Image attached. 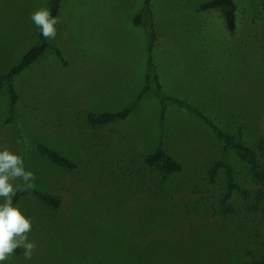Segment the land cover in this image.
<instances>
[{
    "label": "rangeland",
    "instance_id": "obj_1",
    "mask_svg": "<svg viewBox=\"0 0 264 264\" xmlns=\"http://www.w3.org/2000/svg\"><path fill=\"white\" fill-rule=\"evenodd\" d=\"M234 1L240 22L237 37L256 30L264 39V28L251 25L262 0ZM47 2L0 0V74L7 73L36 42L40 29L30 15L46 8ZM153 2L160 4L152 0V6ZM189 2L169 0L170 8L177 10L176 19L193 32L185 35L189 41L185 46L171 49L172 60L161 65L163 89L169 96L193 104L232 133L238 124L229 112L248 106L257 115L260 108L264 110V75L257 78L251 52L248 55L241 45L237 59V38L228 37L220 14L207 12L196 22L183 21V13L190 17V11L201 4ZM142 3L65 0L51 44L61 50L68 66L49 50L16 80L19 113L29 141L60 152L78 168L63 170L33 151L28 153L26 165L34 173L33 186L59 196L62 206L52 210L32 194H25L18 207L32 222L28 237L36 248L31 260L24 258L21 248L20 255H11L3 264H242L264 257V183L256 182L230 153L236 180L249 190L250 198L233 193L225 199V172L220 170L213 182L208 175L223 154L222 144L199 118L170 102L161 127L157 98V103H146V109L140 107L130 119L105 127L91 126L87 120L91 107L77 95L75 84L93 71L77 48L84 41L82 32L93 16L106 15V11L113 26L144 35L147 42L143 28L133 24ZM256 53L264 57V50ZM146 55L145 48L139 53L143 60L132 62H144ZM261 65L264 73V61ZM133 68L127 66L126 74L138 76L144 69ZM237 68L246 72V79ZM81 84L86 88L85 81ZM236 88L242 89L241 99L250 94L253 103L256 98L258 102L235 107L236 101L230 97ZM224 92L230 100L225 112ZM8 104L7 92L2 90L0 150L7 147L21 157L25 144L17 125L3 123ZM253 113H242L239 118L254 119L249 120L246 141L256 147L257 139L264 136V114L255 118ZM161 136L166 151L183 165L181 173L164 175L145 164ZM261 162L264 164L263 155ZM21 182L14 183L20 187Z\"/></svg>",
    "mask_w": 264,
    "mask_h": 264
},
{
    "label": "trees",
    "instance_id": "obj_2",
    "mask_svg": "<svg viewBox=\"0 0 264 264\" xmlns=\"http://www.w3.org/2000/svg\"><path fill=\"white\" fill-rule=\"evenodd\" d=\"M64 2L65 0H48L46 8L52 16L59 17ZM261 5V9L256 13V15L252 17L251 20V25L254 28H264V0H262ZM196 11L197 15L192 17L193 22H196L200 16L207 12L220 14L223 28L229 35L228 37L237 38V59H239L238 52L240 50L239 45H241L245 50L248 51V55L251 52L250 60L256 63V70L254 74L257 75V78L264 75L263 71H261V63L264 61V57L258 56L256 53L259 50H264L262 48V45H264V39H260L261 37L256 35V30H251L245 35V37H237L239 35L240 22L238 19V6L234 0H207L201 3ZM133 24L137 27H142L147 37L148 74L146 84L137 99L122 111L100 113L90 112L87 116L89 124L94 127H105L112 123L126 120L136 108L138 103L142 100L144 95L152 89L154 90L161 104V127L164 126L167 116V108L170 102L186 109V111L191 115L199 118L221 141L223 149L221 158L208 171L211 182L215 180L218 172L223 170L227 180L225 199H229L233 193L239 194L244 199H249L250 192L244 185L236 180L234 169L228 157L230 153L235 154L245 166L248 174L256 182L264 183V164L261 162V155L264 157V136L257 139L258 145L256 147L249 145L246 141L247 132L250 131V127L248 125L250 123L249 120L254 121V119H246L243 121L241 120L242 117L239 118L242 113L245 114L253 112L251 109H249V106L245 109H240V111L237 110V113L234 111L229 112L228 115H230L232 118H235V121L237 120L236 124H238L234 132L229 133L223 130L219 122H215L213 119L208 117L205 112L193 104L189 103L188 101H181L178 98L168 96L164 92L160 77L157 72V67L154 63L153 54L154 49L159 42V33L155 23L152 0H143L140 11L134 17ZM248 37L252 38L250 42ZM192 42L196 43L195 39H192ZM49 50H54L58 58H60L62 64L68 66V62L64 59L61 50L57 48L53 49L51 39H46L41 34V31H39L36 42L21 57V59L7 73L0 74V92L2 90H6L9 99L8 109L3 123L4 125L15 124L19 129L20 137L25 144V152L21 155V159L24 162L26 171H28L26 165L28 153L32 151L38 154L40 157L48 160L57 168L67 171H74L78 168V165L75 161L62 155L60 152L50 148L45 144L33 143L29 141L24 122L19 113L20 94L16 86V80L28 72L30 68L33 67L37 62H39ZM255 56L259 62L255 59ZM237 71H239L240 76L243 79H246V72H240L239 68H237ZM241 91L242 89L236 88L235 93L234 91L231 93L232 96L230 99L236 101L233 103L235 107L247 102L252 104L258 102L259 98H256L253 103V96H250V94H248L244 99H241ZM228 92H224L226 93V99L225 97L222 98L224 103V112L225 110H228V101L230 102V100H228ZM259 114H264V110L262 108L259 109L258 115L254 114L255 118L259 117ZM255 126L256 125H252V128ZM145 164L151 168H158L164 175L178 174L184 169L183 165L175 160L164 148L163 136H161L160 143L158 144L155 151L145 157ZM25 194H32L45 207L52 210H58L62 206V201L59 196L46 193L40 188L34 186L30 189H25V184L23 181L17 190L16 196L13 197L14 206L19 205L20 200ZM21 253V250L17 249L14 254L20 255ZM242 264H264V257L253 262Z\"/></svg>",
    "mask_w": 264,
    "mask_h": 264
},
{
    "label": "crops",
    "instance_id": "obj_3",
    "mask_svg": "<svg viewBox=\"0 0 264 264\" xmlns=\"http://www.w3.org/2000/svg\"><path fill=\"white\" fill-rule=\"evenodd\" d=\"M158 1L160 4L153 2V9H156V13H154L155 22L159 33V42L154 49L153 56L161 84L164 87L161 77V65L172 60V48H182L189 42L185 35L193 31H191V27L185 26L176 19L177 10L170 8L169 0ZM195 1L190 0L189 3ZM197 1V3L203 2V0ZM197 8L198 6L194 9L195 11H190V17L183 13L184 16H181V19L183 21L191 20L193 14L197 13ZM105 13L107 16L99 13L98 17L97 15L92 17L87 23V30L82 32L84 34L83 44L77 46L78 50L84 52L85 65L93 66V71L88 72V77L85 80L75 83L77 85V95L91 107L90 112L97 113L119 112L133 103L143 90L148 74L147 55L144 62H138L137 64L132 62L134 60H143L139 57V53H142L145 48L147 49L145 36L120 31V29L112 25V17L108 16L106 11ZM180 14L181 12L178 15ZM60 16L61 13L59 20ZM80 46L82 47L80 48ZM127 66L134 67L132 70L136 69L137 66L138 70L144 69L138 76H135V73V75H128L126 74ZM83 81L86 83V88L81 84ZM153 91L151 89L144 95L127 119L136 114L140 107L144 111L146 103L147 105L153 104V102L157 103L158 97H155L156 94ZM149 96L150 99L147 101ZM158 102L160 104V101Z\"/></svg>",
    "mask_w": 264,
    "mask_h": 264
},
{
    "label": "clouds",
    "instance_id": "obj_4",
    "mask_svg": "<svg viewBox=\"0 0 264 264\" xmlns=\"http://www.w3.org/2000/svg\"><path fill=\"white\" fill-rule=\"evenodd\" d=\"M30 19L46 39H55L58 16H52L47 8L41 7L31 13ZM17 180H22L25 189H30L35 176L33 172L25 170L20 156L4 147L0 150V264L21 248L24 258L31 260L36 248L35 242L29 241L28 237L32 230L31 220L13 204L19 187L14 183Z\"/></svg>",
    "mask_w": 264,
    "mask_h": 264
}]
</instances>
